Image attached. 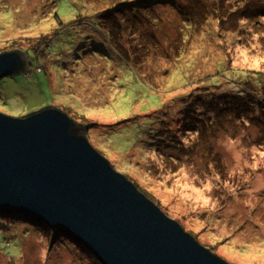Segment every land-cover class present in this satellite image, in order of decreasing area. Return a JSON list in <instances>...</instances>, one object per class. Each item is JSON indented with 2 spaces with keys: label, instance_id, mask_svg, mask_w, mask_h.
Listing matches in <instances>:
<instances>
[{
  "label": "rangeland",
  "instance_id": "1",
  "mask_svg": "<svg viewBox=\"0 0 264 264\" xmlns=\"http://www.w3.org/2000/svg\"><path fill=\"white\" fill-rule=\"evenodd\" d=\"M112 1L0 0V54L28 61L0 79V112L53 106L88 125L90 144L204 247L264 264V83L245 82L264 74V2L170 0L121 26L100 16L101 28L102 9L124 0ZM174 2L213 11L211 36H181ZM62 241L0 218V264H94Z\"/></svg>",
  "mask_w": 264,
  "mask_h": 264
},
{
  "label": "water",
  "instance_id": "2",
  "mask_svg": "<svg viewBox=\"0 0 264 264\" xmlns=\"http://www.w3.org/2000/svg\"><path fill=\"white\" fill-rule=\"evenodd\" d=\"M26 61L0 54V79ZM88 128L53 106L25 117L0 112V214L58 229L102 264H230L116 171Z\"/></svg>",
  "mask_w": 264,
  "mask_h": 264
},
{
  "label": "trees",
  "instance_id": "3",
  "mask_svg": "<svg viewBox=\"0 0 264 264\" xmlns=\"http://www.w3.org/2000/svg\"><path fill=\"white\" fill-rule=\"evenodd\" d=\"M114 1L115 0H113L112 3ZM128 1L129 0L117 2V3H115L114 6H112V4H110V5L106 6L104 9H102L103 12H101L98 15L99 19L97 18L98 25H100L101 28H104L102 25V23H103L102 19H106L108 21V24L110 23L111 20H113L116 25H119L117 18L121 17L122 14H123V16H125V17L127 16V17L134 20L135 19L134 17H136L138 15V13H142L143 10H149L150 8L156 9L157 7H160L161 5H164L166 2H168L170 4V0H132L129 2ZM190 1H193V0H190ZM248 1H256V2H249L248 3L251 5L255 4L254 7H256V8H258L257 7L258 2H260V4H261V2H264V0H248ZM181 5H183V4H180L177 2H174V4H173L175 9L177 8V10H178L177 14L182 16V24L181 25H183V26L180 25V30L183 33H180L181 36H184L185 33L189 34V32H190L189 35H191V36H197V35L200 36V34L202 32H204L205 29L209 30L210 36H211L212 30L215 28H211V30H210V28L207 27V24L213 19L217 20V17L214 16V12L211 11L210 9H208V10H205L202 12L200 11L197 13H188V11L185 10L184 7H182ZM248 7H250V6H248ZM251 10H253V9H251ZM262 12L263 13H260V14L264 15V10ZM100 16L102 19H100ZM138 18L139 17H137V19ZM218 23H219V21H218ZM119 26H121V24ZM117 31H119V28L117 29ZM107 32H109V30ZM122 45H124V44H122ZM121 48H124V47H119V49H121ZM184 49H185V51H187V48H184ZM124 50H126V48ZM26 65L28 66V61H26ZM247 74H249V75H246L247 77L245 78V82H253V84H254V80L252 77H255L256 78V80H255L256 84H254V85L256 87L259 86L260 83H264V80L261 79V77H264L263 73L253 72V74H250V73H247ZM11 75H13V74H11ZM250 75H252V77ZM222 96L223 97H230V99H233V100L238 98V97H241V95H235L234 92H230V93L228 92V93L223 94ZM230 99H228V100H230ZM143 194L147 198H149L153 203H155L157 206L159 205L156 203V200L154 198H153L154 200L152 199V196H150L149 194H146L144 192H143ZM0 218L7 219V220H10L12 222H14V221L15 222L16 221L22 222L23 221V222L31 223L34 227H36V230L38 231V233L47 236V238L50 239L53 244L56 245V243H59V242L62 243L63 242L62 239H65L67 241L65 244L69 245V243L71 242L72 245L80 247V249H82V251L84 250V252H87L88 255H90V259L95 261L94 264H102L98 260V258L90 250H87V248L84 247L82 244H80L79 242H77L76 240H74L71 237H67L62 232H60V230L49 227L48 225L44 224L43 222L32 220L30 218H26L25 216L12 215V214H0ZM175 221L178 222L181 225V227L184 229L183 225L179 221H177V220H175ZM3 228H5V227H3ZM187 233H189V232H187ZM189 234H191V233H189ZM3 243L6 246V247H4L6 249H8L11 246V240H10L9 236L5 235V237L3 238ZM64 248L69 249L71 247L64 246ZM0 250H2L1 245H0ZM14 264H17V263L14 262Z\"/></svg>",
  "mask_w": 264,
  "mask_h": 264
}]
</instances>
